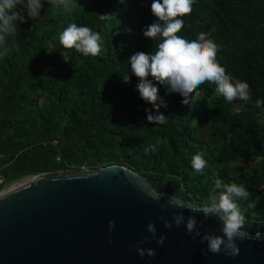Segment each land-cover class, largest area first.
I'll list each match as a JSON object with an SVG mask.
<instances>
[{
  "label": "trees",
  "instance_id": "obj_1",
  "mask_svg": "<svg viewBox=\"0 0 264 264\" xmlns=\"http://www.w3.org/2000/svg\"><path fill=\"white\" fill-rule=\"evenodd\" d=\"M152 0H69L70 10L43 4L40 16L20 25L16 45L0 57V173L5 188L42 173L126 167L156 190L202 204L216 194L213 173L243 183L242 231L264 233V0H196L181 34H210L228 74L247 81L251 99L227 102L205 82L192 104L160 86L167 124H150L138 79L127 61L156 50L143 29L156 19ZM99 15H109L101 20ZM69 23L97 31L103 49L83 57L59 36ZM70 58L65 63L60 53ZM129 77L127 83L124 82ZM155 145V151L146 150ZM209 167L197 174L192 157Z\"/></svg>",
  "mask_w": 264,
  "mask_h": 264
},
{
  "label": "water",
  "instance_id": "obj_2",
  "mask_svg": "<svg viewBox=\"0 0 264 264\" xmlns=\"http://www.w3.org/2000/svg\"><path fill=\"white\" fill-rule=\"evenodd\" d=\"M152 190L141 174L118 165L34 176L0 194V264H264V238L246 232L235 257L207 252L200 239L222 235L219 218L175 207L188 201L170 195L154 201ZM173 214L185 224L194 217L200 236L193 239L185 224L176 228ZM149 221L166 236L163 244L148 231ZM138 245L155 254L140 257Z\"/></svg>",
  "mask_w": 264,
  "mask_h": 264
},
{
  "label": "clouds",
  "instance_id": "obj_3",
  "mask_svg": "<svg viewBox=\"0 0 264 264\" xmlns=\"http://www.w3.org/2000/svg\"><path fill=\"white\" fill-rule=\"evenodd\" d=\"M45 3L57 10H70L69 0H0V57L9 54L16 45L19 26L26 22V18H38ZM195 3L196 0H152L151 13L156 19L143 29V35L159 43L154 52L139 51L127 61L131 74L138 79L137 91L140 98L152 105V110H145L150 124L168 123L169 118L160 111L161 107L167 108V103L158 94L160 86L169 93H179L183 104H192L194 97L200 95L198 87L205 82L214 84L216 93L229 103L236 100L247 102L251 99L248 82L228 74L217 60L220 46L210 38L208 32L200 31L194 37L181 34L185 24L183 18L191 14ZM107 16L109 15H99V18L104 20ZM59 41L65 49H74L83 57L97 56L103 49L100 34L89 26L77 23H69L60 34ZM60 54L65 63L70 61L67 52ZM128 80L129 77L124 82L127 83ZM256 106H264V99H258ZM155 147L150 145L146 150L155 151ZM191 167L197 174H202L209 167L203 153L192 157ZM218 177L219 173H213L212 183L217 191L210 201L202 204L181 202L175 207H186L194 213H203L205 217L217 216L223 225L220 229L222 235L206 234L201 237L200 242L206 243L207 252L218 254L223 251L226 256L235 257L239 254L236 241L248 236V233L242 231L247 219L245 213L256 205L248 203L247 208H242L240 202H247L250 197L246 185L235 181L225 183ZM149 195L154 201L161 198V193L153 190ZM172 200L176 199L172 197ZM172 219L176 228L185 224L182 214H173ZM108 226L109 230H113L115 221H109ZM164 226L172 229L173 223L164 219ZM185 228L193 239L200 236L194 217L188 218ZM147 229L157 243H164L166 236L157 235L154 222L149 221ZM249 238L259 240L264 236L257 232L254 237ZM136 251L140 257H144L146 253L151 257L156 249L138 245ZM207 252L203 254L206 255Z\"/></svg>",
  "mask_w": 264,
  "mask_h": 264
},
{
  "label": "built area",
  "instance_id": "obj_4",
  "mask_svg": "<svg viewBox=\"0 0 264 264\" xmlns=\"http://www.w3.org/2000/svg\"><path fill=\"white\" fill-rule=\"evenodd\" d=\"M5 180L4 177L2 176V174L0 173V194L11 189L12 186H10L9 188H5Z\"/></svg>",
  "mask_w": 264,
  "mask_h": 264
},
{
  "label": "rangeland",
  "instance_id": "obj_5",
  "mask_svg": "<svg viewBox=\"0 0 264 264\" xmlns=\"http://www.w3.org/2000/svg\"><path fill=\"white\" fill-rule=\"evenodd\" d=\"M218 93H215L214 95L216 96ZM21 183H23V182H21ZM21 183H19V184H21ZM19 184H16V185H13L11 188H13V187H15V186H17V185H19Z\"/></svg>",
  "mask_w": 264,
  "mask_h": 264
}]
</instances>
